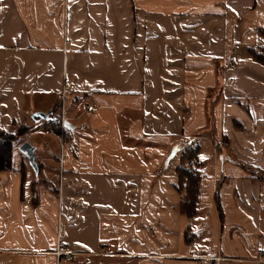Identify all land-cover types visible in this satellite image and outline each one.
I'll return each instance as SVG.
<instances>
[{
  "label": "crops",
  "instance_id": "crops-1",
  "mask_svg": "<svg viewBox=\"0 0 264 264\" xmlns=\"http://www.w3.org/2000/svg\"><path fill=\"white\" fill-rule=\"evenodd\" d=\"M252 53L264 0H0V130L28 127L0 172V264H264ZM55 108L62 143L32 119ZM194 144L188 216L177 168Z\"/></svg>",
  "mask_w": 264,
  "mask_h": 264
},
{
  "label": "trees",
  "instance_id": "trees-1",
  "mask_svg": "<svg viewBox=\"0 0 264 264\" xmlns=\"http://www.w3.org/2000/svg\"><path fill=\"white\" fill-rule=\"evenodd\" d=\"M252 52V51H251ZM252 56L264 64V54L252 53ZM56 108L51 112L50 119L55 132L59 131V117L54 115ZM27 126L20 125L16 133H7L0 130V172L11 168V154L15 141L27 130ZM197 145L187 146L181 155L180 164L177 168V190L181 194L180 210L182 213L192 216L196 212L197 195L199 191L200 174L197 170Z\"/></svg>",
  "mask_w": 264,
  "mask_h": 264
},
{
  "label": "built area",
  "instance_id": "built-area-1",
  "mask_svg": "<svg viewBox=\"0 0 264 264\" xmlns=\"http://www.w3.org/2000/svg\"><path fill=\"white\" fill-rule=\"evenodd\" d=\"M64 121H60V132L56 133V137L57 139L60 141V143H62L64 141V135L63 132L66 131V127L64 126ZM54 254L57 257L58 260H66V261H74L76 258V253L72 250H70L66 243L62 240H58L55 250H54ZM257 259L259 261H264V250L260 249L257 250Z\"/></svg>",
  "mask_w": 264,
  "mask_h": 264
},
{
  "label": "water",
  "instance_id": "water-1",
  "mask_svg": "<svg viewBox=\"0 0 264 264\" xmlns=\"http://www.w3.org/2000/svg\"><path fill=\"white\" fill-rule=\"evenodd\" d=\"M32 119L35 122H38L40 120H50L51 119V112L50 113H43V112H35L32 115ZM64 126L67 127L66 122H63ZM18 150L26 156L29 165L33 168L34 172L36 173L38 171V166L34 160V147L29 144L28 142H22L18 146Z\"/></svg>",
  "mask_w": 264,
  "mask_h": 264
},
{
  "label": "rangeland",
  "instance_id": "rangeland-1",
  "mask_svg": "<svg viewBox=\"0 0 264 264\" xmlns=\"http://www.w3.org/2000/svg\"><path fill=\"white\" fill-rule=\"evenodd\" d=\"M42 122H46V121H42ZM18 139H21V138H18Z\"/></svg>",
  "mask_w": 264,
  "mask_h": 264
}]
</instances>
